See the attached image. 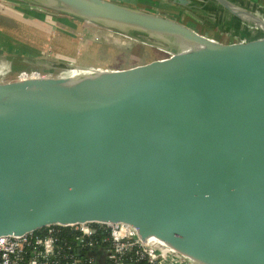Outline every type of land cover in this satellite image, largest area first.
<instances>
[{"label": "water", "instance_id": "95a60500", "mask_svg": "<svg viewBox=\"0 0 264 264\" xmlns=\"http://www.w3.org/2000/svg\"><path fill=\"white\" fill-rule=\"evenodd\" d=\"M17 1L166 55L0 80V237L124 222L191 264H264V3L169 0L218 40L113 0Z\"/></svg>", "mask_w": 264, "mask_h": 264}, {"label": "rangeland", "instance_id": "374dc122", "mask_svg": "<svg viewBox=\"0 0 264 264\" xmlns=\"http://www.w3.org/2000/svg\"><path fill=\"white\" fill-rule=\"evenodd\" d=\"M113 1L152 10L184 22L218 40L229 38L228 35L219 33L214 26L201 22L192 12L172 4L169 0ZM258 1L264 3V0ZM15 5L12 1L11 8L2 4L0 6L3 7L2 10L11 11L13 7L16 8ZM17 5L22 9L24 7L20 3ZM212 12L215 16L218 15L215 10ZM23 15V11H19L13 15L16 20H2L4 29L0 28V80L32 71L59 75L83 68H121L166 55L156 47L77 19L68 24L54 17L44 20L37 16L29 18L31 23L43 24L44 28L40 29L26 24L23 21L26 17ZM212 18L215 19L214 16ZM3 69L9 72H3Z\"/></svg>", "mask_w": 264, "mask_h": 264}, {"label": "built area", "instance_id": "2783aa9c", "mask_svg": "<svg viewBox=\"0 0 264 264\" xmlns=\"http://www.w3.org/2000/svg\"><path fill=\"white\" fill-rule=\"evenodd\" d=\"M0 264L191 263L155 240H143L128 223L87 222L0 237Z\"/></svg>", "mask_w": 264, "mask_h": 264}, {"label": "crops", "instance_id": "0c3cea01", "mask_svg": "<svg viewBox=\"0 0 264 264\" xmlns=\"http://www.w3.org/2000/svg\"><path fill=\"white\" fill-rule=\"evenodd\" d=\"M119 3H122V2H119ZM1 4L2 5H6V6L10 7V8L12 7L10 3H5L3 0H0V5ZM122 4H126V3H122ZM126 5H131V4H126ZM131 6H137V5L134 4V5H131ZM2 8L3 7L0 6V28L3 30L4 26L2 24V20H6V19H9V18H15V20H16V17H14L13 15L14 14L15 15L18 14L19 11H17L14 7L11 9V11H7L6 9L2 10ZM28 13L31 14V15H29ZM23 14H24L23 16L26 17L23 20L26 24L31 25L33 27L40 28V29L44 28L43 24L37 23V22L31 23V22H29V18H33V17L37 16V17H40V18H42L44 20V18L46 19L48 17H54L55 19H58V20H61V21H64V22H68V24L69 23L71 24V22H72L71 20L77 19V18L68 16V15L62 14V13H57V12H54V11H45V10L41 11V10H37L35 8H31V7H27V6L23 7ZM32 14L34 16H32ZM77 20H80V19H77ZM80 21L83 22L82 20H80ZM7 34L10 35L9 33H7Z\"/></svg>", "mask_w": 264, "mask_h": 264}, {"label": "trees", "instance_id": "16d2710c", "mask_svg": "<svg viewBox=\"0 0 264 264\" xmlns=\"http://www.w3.org/2000/svg\"><path fill=\"white\" fill-rule=\"evenodd\" d=\"M11 1H14V2L16 3V9H17V10H19V11H23V9H22L20 6L17 5L18 3L21 4L20 1H17V0H11ZM200 17H201V16H200ZM204 22H205L206 25H210L211 27H213V25H212L211 23L207 22L206 20H205ZM7 31H8V30H7ZM8 32H9V31H8ZM41 231H42V230H41ZM41 231H40V233H41Z\"/></svg>", "mask_w": 264, "mask_h": 264}, {"label": "bare ground", "instance_id": "6f19581e", "mask_svg": "<svg viewBox=\"0 0 264 264\" xmlns=\"http://www.w3.org/2000/svg\"><path fill=\"white\" fill-rule=\"evenodd\" d=\"M6 68V67H5ZM4 70V69H3ZM4 72V71H3ZM3 74V73H2Z\"/></svg>", "mask_w": 264, "mask_h": 264}]
</instances>
